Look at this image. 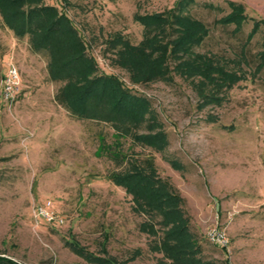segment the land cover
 <instances>
[{
  "label": "rangeland",
  "instance_id": "1",
  "mask_svg": "<svg viewBox=\"0 0 264 264\" xmlns=\"http://www.w3.org/2000/svg\"><path fill=\"white\" fill-rule=\"evenodd\" d=\"M176 1L44 0L70 18L99 72L149 100L131 132L71 112L58 99L66 81L51 78L47 51L33 50L29 36H15L0 15V80L11 64L20 72L15 99L0 103V256L17 264H93L73 243L116 264H170L153 247L160 225L156 236L141 231L149 217L110 179L128 165L112 157L119 153L151 158L158 176L177 190L202 259L264 264V67H256L263 29L251 32L254 20H264V0L189 1L183 14L201 21L206 35L168 57L169 79L134 82L118 60L129 54L127 46H146L148 30L135 16L166 12ZM232 3L247 16L238 32L216 23ZM205 60L239 79L184 69ZM158 130L166 136L161 150L133 136ZM42 204L61 222L37 215ZM214 225L226 232L227 246L207 239Z\"/></svg>",
  "mask_w": 264,
  "mask_h": 264
},
{
  "label": "trees",
  "instance_id": "2",
  "mask_svg": "<svg viewBox=\"0 0 264 264\" xmlns=\"http://www.w3.org/2000/svg\"><path fill=\"white\" fill-rule=\"evenodd\" d=\"M189 1L192 0H177L175 6L166 12L135 16L148 30L146 46H127L129 54H124L118 60L121 66L129 69L134 82L157 77L167 79L168 57L182 54L191 44L206 35L207 28L201 21L183 14ZM0 15L5 26L15 36H29L33 50L47 51L51 78L66 81L58 99L71 112L79 117L121 124L126 132H131L132 126L139 125L144 120L149 100L132 92L117 76L98 71L95 60L86 52L87 46L82 36L70 18L56 6L44 3V0H0ZM246 19L243 8L232 3L231 12L217 19L216 23L233 24L234 30L238 32ZM261 27L262 49L257 54L258 68L264 67V20L253 21L252 33ZM167 29L174 33L172 39H163V33L166 34ZM118 40L122 41L120 38ZM185 68L198 71L208 78L217 72L226 77L227 81L235 82L239 79V76L208 60L203 61L200 66L193 61L188 62ZM211 70L216 72L210 73ZM133 136L138 142L158 150L166 143L162 130ZM120 155L122 154L114 153L112 157L126 160L128 165L111 172L110 179L131 195L134 209L149 217L140 224L141 231L156 236L159 231L156 223L160 225L162 235L153 244L154 249L162 252L170 260V264H218L213 260L202 259L199 255L200 247L190 230L189 218L182 209L183 198L167 180L158 176L153 160L145 158L140 161L128 158V155ZM170 163L177 168L180 166L173 160ZM69 247L93 264H116L110 257L89 254L77 244L69 243ZM0 264L17 263L0 256Z\"/></svg>",
  "mask_w": 264,
  "mask_h": 264
},
{
  "label": "built area",
  "instance_id": "3",
  "mask_svg": "<svg viewBox=\"0 0 264 264\" xmlns=\"http://www.w3.org/2000/svg\"><path fill=\"white\" fill-rule=\"evenodd\" d=\"M20 86V72L18 68L11 64L5 70L0 80V103L10 105L15 99ZM36 214L42 216L48 223L61 222L52 211L49 210L47 204L38 205ZM207 239L221 247L228 244L226 232L216 225L210 227L206 232Z\"/></svg>",
  "mask_w": 264,
  "mask_h": 264
}]
</instances>
